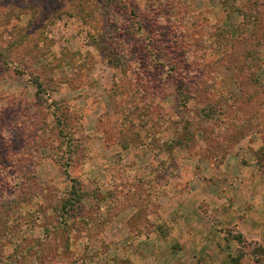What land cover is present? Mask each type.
Masks as SVG:
<instances>
[{
	"label": "rangeland",
	"instance_id": "1",
	"mask_svg": "<svg viewBox=\"0 0 264 264\" xmlns=\"http://www.w3.org/2000/svg\"><path fill=\"white\" fill-rule=\"evenodd\" d=\"M0 264H264V0H0Z\"/></svg>",
	"mask_w": 264,
	"mask_h": 264
},
{
	"label": "trees",
	"instance_id": "2",
	"mask_svg": "<svg viewBox=\"0 0 264 264\" xmlns=\"http://www.w3.org/2000/svg\"><path fill=\"white\" fill-rule=\"evenodd\" d=\"M160 59H163V57L161 56ZM164 59H165V57H164ZM158 61H159V59H158ZM160 61H161V60H160ZM162 62H163V61H161V63H162Z\"/></svg>",
	"mask_w": 264,
	"mask_h": 264
},
{
	"label": "crops",
	"instance_id": "3",
	"mask_svg": "<svg viewBox=\"0 0 264 264\" xmlns=\"http://www.w3.org/2000/svg\"><path fill=\"white\" fill-rule=\"evenodd\" d=\"M177 254H179L178 252H177ZM177 259V258H176ZM193 259H195L194 257H193Z\"/></svg>",
	"mask_w": 264,
	"mask_h": 264
}]
</instances>
